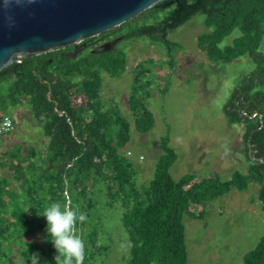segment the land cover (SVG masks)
<instances>
[{"label": "trees", "instance_id": "obj_1", "mask_svg": "<svg viewBox=\"0 0 264 264\" xmlns=\"http://www.w3.org/2000/svg\"><path fill=\"white\" fill-rule=\"evenodd\" d=\"M170 1H160L144 11L147 16L141 25L133 27L127 21L116 30L83 41L74 55L65 49L56 50L24 58L0 70V114L10 115L11 107L22 106L26 101L48 139L43 157L39 158L35 148L25 154L17 144L4 148L0 139L1 262L10 254L4 250V242L20 246L18 252L26 263L33 260V254L39 257L46 252L36 236L47 228L46 218L41 215L48 201L42 193L50 195L51 202L59 199L62 203L64 179L75 204L72 207H78L87 219L89 213L82 209L81 200L88 195L91 179L102 185L101 192L110 198L108 207L120 204L121 225L128 235L126 264H188L184 216L202 219L203 210L191 209L218 199L231 188L243 191L250 181L258 184V199L264 211V54L260 51L264 0H175L167 5ZM196 14L205 16L209 29L197 37V46L212 62L228 63L248 55L254 63V69L236 85L224 106L229 122L245 128L248 172L235 171L227 180L218 176L195 180L194 174L175 180L170 168L177 155L164 137L159 143L163 153L154 177L140 187L132 164L120 152L130 140L131 124L116 105L109 108L101 96L102 74L111 78L122 75L126 71V53L122 49L115 53H110L113 49L97 51L94 47L126 29L125 38L155 37L167 47L172 61L170 49L177 45L168 38L169 32ZM234 30L240 32L239 36L222 47ZM145 71L142 65L135 74L128 100L134 128L140 133L149 132L154 124L151 111L138 96L140 91L150 94L139 86ZM73 89L87 97L86 107H73ZM254 112L261 114L262 122L249 118ZM87 205L93 207L90 200ZM84 226L80 223V227ZM98 229L83 233V239L93 243V247ZM47 244L53 247L50 239ZM86 252L84 264H90L94 252L90 248ZM241 264H264V235L244 254Z\"/></svg>", "mask_w": 264, "mask_h": 264}, {"label": "rangeland", "instance_id": "obj_2", "mask_svg": "<svg viewBox=\"0 0 264 264\" xmlns=\"http://www.w3.org/2000/svg\"><path fill=\"white\" fill-rule=\"evenodd\" d=\"M146 16L142 13L131 19L132 26L141 25ZM204 18L203 14H196L169 32L168 38L177 45L170 49L172 61L167 47L155 37L125 38L126 29L113 35L123 38H119L110 53L120 49L125 51L126 71L115 78L102 74L101 96L108 107L116 105L115 108L131 124L130 140L120 152L132 164L135 182L140 187L154 177L156 163L163 153L159 143L164 137L177 155L170 168V174L175 180L187 174H194L198 178L218 176L221 180H227L235 171L248 172L249 163L243 140L245 128L239 123L229 122L224 106L236 85L254 69V63L248 55L228 63L212 62L197 46V37L209 31ZM151 21L148 20L149 23ZM239 34L238 30H234L221 46L230 44ZM111 37L97 45L108 42ZM64 49L74 55L73 48ZM260 51L264 54V38ZM142 65L147 71L139 86L145 87L150 94L147 96L140 91L138 96L154 119L153 127L147 133H140L134 128L132 110L128 103L134 76ZM81 80L78 78V83ZM71 91L72 96L81 99L79 104L73 105L86 107L87 97L74 89ZM29 107L25 101L24 105L8 110L14 121V129L0 139L4 148L9 144H17L25 154L35 148L39 158L43 157L48 139L44 136L42 123L35 118ZM101 190L102 185L91 179L88 195L81 200L82 209L89 216L84 227H80V222H77L80 234L83 237V233L99 227L96 246L84 240L83 264L87 248L94 252L90 264H126L129 248L128 235L121 225L122 209L119 203L113 208L108 207L111 200ZM258 190V184L250 181L246 190L231 188L218 199L202 203L201 208L196 207L195 211H204L202 219L184 216L188 264L243 262L244 254L253 249L264 235V211L258 199ZM42 196L48 201V206L55 202V198L51 199L54 202L48 200L51 196L46 193H42ZM68 196L70 204L74 206L70 192ZM63 199L62 203L59 199L56 202L62 205L67 203L66 196ZM89 200L93 203L92 208L87 205ZM36 236L39 245L47 252L39 255L38 264H56V250L47 244V232L40 231ZM3 245L4 250L10 254L0 264H35L33 260L26 263L21 259L18 252L20 246L9 242ZM9 247L12 249L9 250Z\"/></svg>", "mask_w": 264, "mask_h": 264}, {"label": "water", "instance_id": "obj_3", "mask_svg": "<svg viewBox=\"0 0 264 264\" xmlns=\"http://www.w3.org/2000/svg\"><path fill=\"white\" fill-rule=\"evenodd\" d=\"M163 0H0V70L24 58L77 46ZM175 0L167 3L171 4ZM114 42L102 43L108 51Z\"/></svg>", "mask_w": 264, "mask_h": 264}, {"label": "clouds", "instance_id": "obj_4", "mask_svg": "<svg viewBox=\"0 0 264 264\" xmlns=\"http://www.w3.org/2000/svg\"><path fill=\"white\" fill-rule=\"evenodd\" d=\"M41 216L47 221L46 232L57 253L54 257L56 264H83L85 242L77 222L83 224L87 220L86 214L78 207L74 209L70 203L54 202L44 209ZM32 257L38 264V255L33 254Z\"/></svg>", "mask_w": 264, "mask_h": 264}, {"label": "built area", "instance_id": "obj_5", "mask_svg": "<svg viewBox=\"0 0 264 264\" xmlns=\"http://www.w3.org/2000/svg\"><path fill=\"white\" fill-rule=\"evenodd\" d=\"M71 94H73V91H71ZM75 98V99H74ZM71 102L72 105L73 104H79V102H81L80 97L76 98L74 95L71 98ZM73 107H79V106H74ZM250 119H256L262 122V117L261 114L258 112H254L253 114L249 115ZM262 127V123L260 125L259 128ZM14 129V121L12 119V117L10 115L7 114H0V136L5 135L9 132H11ZM131 152L129 151L128 154H130ZM142 158V157H141ZM64 195L67 198V203H70L69 201V196H68V181L66 179H64ZM201 208V206H200ZM191 210H195V209H191Z\"/></svg>", "mask_w": 264, "mask_h": 264}, {"label": "flooded vegetation", "instance_id": "obj_6", "mask_svg": "<svg viewBox=\"0 0 264 264\" xmlns=\"http://www.w3.org/2000/svg\"><path fill=\"white\" fill-rule=\"evenodd\" d=\"M118 38H123V37H122V36H115V37H113L112 39H110L108 42H114V40H116V39H118ZM116 45H117V43L114 44V45L112 46L111 49H113L114 46H116ZM100 46H101V44L96 45L94 48H96V50L99 51V50H100ZM72 47H73V54H75L76 49H77L78 51H80V46H72ZM111 49H110V50H111ZM110 50H108V51H110Z\"/></svg>", "mask_w": 264, "mask_h": 264}, {"label": "crops", "instance_id": "obj_7", "mask_svg": "<svg viewBox=\"0 0 264 264\" xmlns=\"http://www.w3.org/2000/svg\"><path fill=\"white\" fill-rule=\"evenodd\" d=\"M212 170L215 171L214 168H212ZM207 176H209V175H207ZM207 176H203L202 178L207 177ZM210 176H211V175H210ZM197 179H199V178L196 176V179H195V180H197ZM254 183H255V182H254Z\"/></svg>", "mask_w": 264, "mask_h": 264}]
</instances>
